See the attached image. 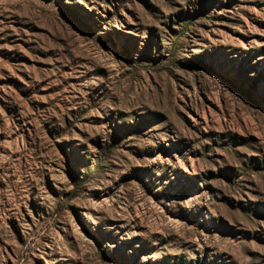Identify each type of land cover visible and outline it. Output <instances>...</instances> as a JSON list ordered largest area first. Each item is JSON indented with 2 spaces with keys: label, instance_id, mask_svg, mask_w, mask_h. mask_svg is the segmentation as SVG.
Instances as JSON below:
<instances>
[{
  "label": "rangeland",
  "instance_id": "1",
  "mask_svg": "<svg viewBox=\"0 0 264 264\" xmlns=\"http://www.w3.org/2000/svg\"><path fill=\"white\" fill-rule=\"evenodd\" d=\"M0 264H264V0H0Z\"/></svg>",
  "mask_w": 264,
  "mask_h": 264
}]
</instances>
